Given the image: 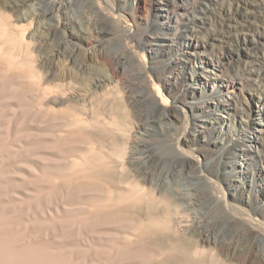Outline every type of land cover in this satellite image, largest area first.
I'll return each mask as SVG.
<instances>
[{"label": "bare ground", "instance_id": "bare-ground-1", "mask_svg": "<svg viewBox=\"0 0 264 264\" xmlns=\"http://www.w3.org/2000/svg\"><path fill=\"white\" fill-rule=\"evenodd\" d=\"M79 1L83 8L68 15L67 5ZM200 1L181 7L193 12ZM91 2L0 0V264H264V244H257L264 240L258 226H264V192L251 184L264 178V159L256 155L264 134L259 124L264 95L248 99L257 106L241 119V133L229 135L239 152L224 168L203 169L197 161L192 175L161 171L156 167L161 158L151 148L158 133L168 136L172 111L155 101L143 67L134 76L143 83L139 92L127 78L122 84L114 80L108 68L117 70L120 57H106L111 30L100 19L98 3ZM168 2L160 0V7ZM218 17L231 16L226 10ZM193 43L198 42L183 44ZM178 55L169 75L196 64L187 54ZM217 74L207 87L223 88L233 103L221 104L218 112L239 113L243 96L234 88L241 80L231 79L229 91ZM110 84L119 99L108 106ZM160 100L170 104L165 96ZM199 107L204 113L209 106ZM200 117L191 121L187 139ZM228 126L223 123L222 130ZM177 155L182 157L179 149ZM221 174L234 181L228 186L233 199L245 204L246 194L260 198L249 213L223 194L226 206L246 217L224 219L229 225L239 222L231 236L217 232L223 220L203 210L204 199L219 194ZM193 177L209 182L211 190L202 191Z\"/></svg>", "mask_w": 264, "mask_h": 264}, {"label": "rangeland", "instance_id": "rangeland-1", "mask_svg": "<svg viewBox=\"0 0 264 264\" xmlns=\"http://www.w3.org/2000/svg\"><path fill=\"white\" fill-rule=\"evenodd\" d=\"M91 1V5L98 3L97 6L101 8L104 15L100 19L104 26L111 30L105 36L106 57L112 55L120 57L117 70L108 68L109 72L114 73V80H117V84H122L124 78H127L131 83V89L139 92L144 88L143 83L137 84L139 80L134 79V76L139 68L143 67L142 72H145V75L148 74L147 84L153 91L155 101L160 107L172 111L168 136L158 133L157 140L155 139L156 142L151 148V153L161 158L156 167L167 174L173 173L176 169L189 175L193 174L192 166H195L197 161L203 169L211 165L215 169L224 168L231 154L239 152V146L232 144L229 135L241 133L242 120L247 118L252 105L257 106L256 102L252 104L248 99H256L264 95V0H201L193 12L181 7L193 0H167L170 2L167 3V9L160 7V0H134L135 7L133 6L132 9L128 7V4L133 0ZM236 4L237 8H235ZM82 6L80 1L76 6L67 5L66 12L72 16L74 11L83 8ZM226 10L231 17L226 20L220 19L218 16ZM46 22L45 26L49 21ZM224 24H230V26L223 29ZM189 41L198 43H193L187 48L183 43L186 45ZM178 54H187L194 58L196 64L194 66L186 64L179 70L174 69L173 76L169 75L170 62ZM219 64H222L221 67ZM89 66L94 67L92 63ZM192 74L195 76L192 77ZM216 74L218 75L216 81L221 80L227 86L232 83L233 78L241 80V86L237 84L234 88L239 97L243 96L239 102V113L226 117L224 113L218 112L217 107L219 108L221 104L231 108L233 103L231 97L224 93L223 88L216 91L207 87L206 83L215 81L212 79ZM202 75H208L205 76L208 80H205ZM108 88L107 105L111 106V103L114 104L119 98L113 84L108 85ZM230 90L232 89L229 86ZM162 96L167 97L170 104H163L160 100ZM202 104L209 106L204 113L199 110ZM218 114L225 117L220 120ZM202 115L203 119L200 117ZM194 116H199L203 122L197 119L199 124L193 133L195 135L191 134V138L187 139L188 135H185V132L187 129H192L190 123L195 121ZM260 120L259 124L263 126L264 118ZM223 123L227 125L229 123L227 131L222 130ZM253 142L248 141L247 145ZM226 145L229 148H226ZM257 147L256 155L264 159V134L257 141ZM178 149L182 152V157L177 155ZM259 165H262L260 160ZM228 170L229 168L226 171ZM197 179L193 177L192 182L195 184L198 182L202 191L211 190L209 182L203 179L197 181ZM242 179L249 183L248 179ZM233 183L234 181L230 180L227 174L219 175L216 183L220 187L219 194L215 199L208 200L206 197L203 202L205 203L203 210L205 207L208 210L204 211L206 215L223 220L222 223L219 221L220 227L216 226V231L222 234L224 230L223 234L228 236L232 235L235 228L239 229L234 226H237L239 222L232 223L234 227L231 228L232 224L229 225L224 219L227 220L230 216L238 219L246 218L237 209L226 206L222 198L225 194V199L231 202L233 195L228 191V186ZM251 184H255L259 194H263L264 178L253 181ZM244 198L248 203L243 204L234 196L239 210L244 209L245 212L254 213L256 205L260 203L259 196L246 194ZM207 205H211L210 208ZM257 209L260 210V208ZM254 224L251 226L254 227ZM258 226L264 230L263 225L258 224ZM257 244L261 247L264 240L259 239Z\"/></svg>", "mask_w": 264, "mask_h": 264}]
</instances>
